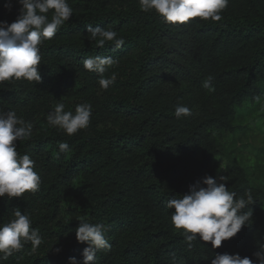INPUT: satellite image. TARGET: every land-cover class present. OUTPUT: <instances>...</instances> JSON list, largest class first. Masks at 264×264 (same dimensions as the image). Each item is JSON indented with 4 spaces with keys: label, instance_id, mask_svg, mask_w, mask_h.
Listing matches in <instances>:
<instances>
[{
    "label": "trees",
    "instance_id": "16d2710c",
    "mask_svg": "<svg viewBox=\"0 0 264 264\" xmlns=\"http://www.w3.org/2000/svg\"><path fill=\"white\" fill-rule=\"evenodd\" d=\"M67 2L72 17L40 45L41 82L0 83V111L33 124L31 138L17 141L16 151L30 156L41 178L35 193L0 199V224L18 208L43 240L35 249L25 243L0 264L82 262L87 245L75 238L82 222L103 224L111 245L97 251L94 264H210L224 253L258 264L253 253L264 244V164L247 166L226 138L246 126L264 132V0H229L220 21L184 24L143 12L139 0ZM5 3L0 0V21L11 24L19 5L11 0L8 11ZM87 25L111 28L125 44L99 48ZM95 55L118 59L104 73L116 77L106 90L97 73L83 68ZM209 76L213 92L202 87ZM58 102L73 113L90 104L89 126L72 136L49 126L47 114ZM178 105L192 114L177 118ZM60 142L69 150L60 152ZM221 159L229 165L225 172H219ZM205 176L218 182L223 176L237 197H253L245 208L252 222L217 249L199 240L189 248L172 224L174 209L167 208Z\"/></svg>",
    "mask_w": 264,
    "mask_h": 264
},
{
    "label": "clouds",
    "instance_id": "9594fccd",
    "mask_svg": "<svg viewBox=\"0 0 264 264\" xmlns=\"http://www.w3.org/2000/svg\"><path fill=\"white\" fill-rule=\"evenodd\" d=\"M19 14L14 22L0 21V83L10 80H25L38 84L41 82L39 65L41 64L40 45L51 40L57 30L69 21L73 9L67 0H16ZM229 0H139L143 12L154 11L165 22L184 24L193 18L201 20L220 21L221 13L228 7ZM6 10H11V0L4 4ZM51 12V19L48 14ZM86 32L97 47L103 48L112 42L115 49L124 44L123 38H118L117 32L111 28L93 27L87 25ZM118 64V59L111 56H89L83 61V68L99 75L98 83L102 89H108L116 79L113 74L105 78L110 68ZM212 77L204 80L202 87L213 92ZM261 101V97H254ZM177 118L190 116L191 110L182 105L175 108ZM92 106L82 103L75 107L74 113L65 111V104L58 102L47 114L49 126L57 127L68 136L86 129L90 124ZM33 124L19 118L14 111H0V199L8 200L23 197L24 193H35L40 186L41 178L34 171L35 162L29 155H19L16 142L30 139ZM69 150L66 142L59 143V151ZM221 176L216 178L205 176L190 186L187 194L175 196L168 200L167 208L174 209L171 214L172 224L180 229L181 235L189 248L194 241L210 243L212 249L221 247L237 235L242 227L252 222L253 213L245 208L253 202L251 193L237 197V193L229 191ZM246 197V198H245ZM30 217L17 208L12 217L0 224V261L7 260L15 251L30 242L33 249L39 247L43 240L39 230L32 228ZM103 224L82 222L75 229L78 243L87 245L83 249L82 262L70 257L68 264H94L99 250H109L111 245L106 238ZM59 253L60 249L56 248ZM258 264H264V244L253 253ZM210 264H254L249 257L239 254H215Z\"/></svg>",
    "mask_w": 264,
    "mask_h": 264
},
{
    "label": "rangeland",
    "instance_id": "374dc122",
    "mask_svg": "<svg viewBox=\"0 0 264 264\" xmlns=\"http://www.w3.org/2000/svg\"><path fill=\"white\" fill-rule=\"evenodd\" d=\"M226 140L234 148L237 158L247 166H250L255 160L264 164V132L256 125L246 126L241 133L233 138L227 137ZM228 169V163L221 159L219 172H225Z\"/></svg>",
    "mask_w": 264,
    "mask_h": 264
}]
</instances>
